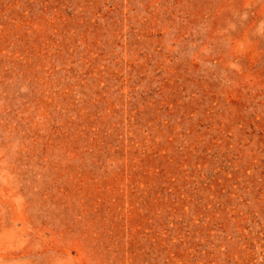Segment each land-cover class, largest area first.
<instances>
[{
  "label": "rangeland",
  "instance_id": "374dc122",
  "mask_svg": "<svg viewBox=\"0 0 264 264\" xmlns=\"http://www.w3.org/2000/svg\"><path fill=\"white\" fill-rule=\"evenodd\" d=\"M0 264H264V0H0Z\"/></svg>",
  "mask_w": 264,
  "mask_h": 264
}]
</instances>
